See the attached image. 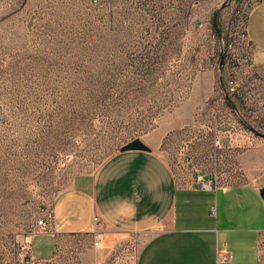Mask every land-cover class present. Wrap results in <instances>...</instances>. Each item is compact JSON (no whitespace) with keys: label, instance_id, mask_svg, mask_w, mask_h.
<instances>
[{"label":"rangeland","instance_id":"obj_1","mask_svg":"<svg viewBox=\"0 0 264 264\" xmlns=\"http://www.w3.org/2000/svg\"><path fill=\"white\" fill-rule=\"evenodd\" d=\"M249 3L0 0V264H135L146 232L105 246L97 224L57 235L47 259L31 247L56 198L134 138L184 185L264 182V116L247 115L230 92L236 65L223 57ZM247 34L263 63L264 7ZM241 48L252 56L247 37Z\"/></svg>","mask_w":264,"mask_h":264},{"label":"crops","instance_id":"obj_2","mask_svg":"<svg viewBox=\"0 0 264 264\" xmlns=\"http://www.w3.org/2000/svg\"><path fill=\"white\" fill-rule=\"evenodd\" d=\"M262 7L264 1L249 16ZM250 40L256 61L259 48ZM262 187L264 182L184 185L153 148L119 150L56 198L57 233L35 234L32 252L47 259L57 235L92 232L99 224L105 246L114 244L115 234L146 232L135 264H264Z\"/></svg>","mask_w":264,"mask_h":264},{"label":"built area","instance_id":"obj_3","mask_svg":"<svg viewBox=\"0 0 264 264\" xmlns=\"http://www.w3.org/2000/svg\"><path fill=\"white\" fill-rule=\"evenodd\" d=\"M263 1L264 0H250L248 8L243 10L236 18L234 32L230 34V39L223 40L224 49L228 51L223 57L227 58L230 65H236V67H232L234 70L227 77L226 84L230 88V92L235 94L238 99L242 100L246 114L255 118H259L261 115L264 116V96L260 91V87L264 85V74H261L255 68V65H257L255 62V51L247 34V18L250 11L258 3ZM245 37H247L253 51L252 56L247 54V59L244 58L246 54L239 53L242 49L241 45ZM200 184L206 186L208 182L206 180H201ZM41 233H57L53 208H50L37 221L35 234ZM262 247L264 250V243ZM223 258L227 260L229 256L226 254Z\"/></svg>","mask_w":264,"mask_h":264},{"label":"water","instance_id":"obj_4","mask_svg":"<svg viewBox=\"0 0 264 264\" xmlns=\"http://www.w3.org/2000/svg\"><path fill=\"white\" fill-rule=\"evenodd\" d=\"M121 151L127 150H146L151 151L152 148L141 138H134L133 140L128 141L120 148ZM261 195L264 197V187L260 189Z\"/></svg>","mask_w":264,"mask_h":264},{"label":"trees","instance_id":"obj_5","mask_svg":"<svg viewBox=\"0 0 264 264\" xmlns=\"http://www.w3.org/2000/svg\"><path fill=\"white\" fill-rule=\"evenodd\" d=\"M218 16H219V14L216 11L214 13V15H213V25H214L215 29L217 30L218 35L222 36L223 35V27H222V25H221V23L219 21V17Z\"/></svg>","mask_w":264,"mask_h":264},{"label":"bare ground","instance_id":"obj_6","mask_svg":"<svg viewBox=\"0 0 264 264\" xmlns=\"http://www.w3.org/2000/svg\"><path fill=\"white\" fill-rule=\"evenodd\" d=\"M227 39H230V36H229V38H227Z\"/></svg>","mask_w":264,"mask_h":264}]
</instances>
